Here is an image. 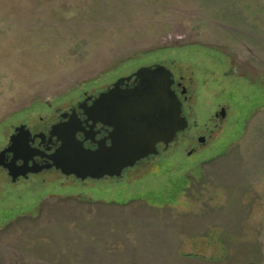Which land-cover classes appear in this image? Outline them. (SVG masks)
<instances>
[{
  "label": "rangeland",
  "instance_id": "rangeland-1",
  "mask_svg": "<svg viewBox=\"0 0 264 264\" xmlns=\"http://www.w3.org/2000/svg\"><path fill=\"white\" fill-rule=\"evenodd\" d=\"M153 64L188 129L118 180L0 174V264H264V0H0V143Z\"/></svg>",
  "mask_w": 264,
  "mask_h": 264
},
{
  "label": "water",
  "instance_id": "water-1",
  "mask_svg": "<svg viewBox=\"0 0 264 264\" xmlns=\"http://www.w3.org/2000/svg\"><path fill=\"white\" fill-rule=\"evenodd\" d=\"M134 77L135 86L123 90V83ZM174 85L173 73L161 64L142 67L132 77L118 80L112 89L99 94L86 110L89 121L113 128L110 137L112 145L100 144L96 150L87 149L84 142L77 139L81 128L77 130V125L72 126L69 136L65 134L61 138V149L51 157L54 166L64 175L80 181L121 178L126 170L136 167L150 156H157L159 144H164L168 149L178 135L189 127L184 105ZM219 115L226 117V111ZM23 130L24 127L19 128V134L12 139L13 146L0 153V168L9 170L13 183L53 167H30L32 156L24 158L20 154L23 148L18 151L15 146ZM28 134L31 135L30 132ZM205 141V138H200L201 144ZM8 152L14 153L11 165L4 163ZM20 160H24V164L18 166Z\"/></svg>",
  "mask_w": 264,
  "mask_h": 264
},
{
  "label": "flooded vegetation",
  "instance_id": "flooded-vegetation-1",
  "mask_svg": "<svg viewBox=\"0 0 264 264\" xmlns=\"http://www.w3.org/2000/svg\"><path fill=\"white\" fill-rule=\"evenodd\" d=\"M154 65L156 64L150 66H154ZM142 67H147V66H141L140 68ZM140 68H138L136 71L126 76L118 77L105 90L99 92L96 95H85L81 100L77 101L71 106H70V101L63 99L65 97H60V98L57 97L58 99L50 98L48 100L38 101L37 103L43 105V109H42L43 112L40 114L39 118L37 117L36 119H34L31 117L28 120L13 126V128L10 129L9 132L5 134L3 141H1L0 143V153L6 151L7 149L13 146L14 144V142H12L13 137L19 134L17 130L21 127H24V130L22 132L23 133L22 137L19 140H17L15 143V146L17 147L18 151H21L20 148L21 149L23 148L22 149L23 151L20 154L24 158H27L30 155L32 156L30 160V167L33 166L36 168H44V167L46 168V166H53V167L50 169H44L42 172L38 174H31L26 179L20 178L16 183L12 182L9 176L10 175L9 170L1 167L0 174H4L6 176L7 181L13 184H17L21 181H28L31 179V177L46 172H53L59 175L60 178L65 180H70V178H73L74 180H78L74 177L64 175L61 170H58L54 166V161L51 159V157L54 156L56 152L60 150L63 145V142L61 140L62 136H64L65 134H68L69 136L70 127L72 126L75 127L77 125V130L79 128H81L82 130L77 133V139L79 141L84 142V145L87 149L96 150L100 144L111 146L112 140L110 137L111 134L113 133V128L103 123L94 124L93 121H89L88 116L86 115V110L92 106L94 100L96 99V97L99 96V94L105 93L108 90L112 89L113 85L118 80L122 78L132 77ZM135 81H136L135 77L130 81L126 80L125 83H123V85L121 86V88L123 90L132 89L136 84ZM173 88L177 94H178V89L182 88L183 91H185L184 88L182 87L181 82L177 83L176 79ZM178 97L180 99L179 94ZM221 112L216 114L215 119H219L222 122L225 119V117L223 118L219 115ZM78 124H80L79 125L80 127L78 126ZM28 132H30L31 135H29ZM169 148L167 149L164 144H159L158 145L159 154L157 156H150L148 159L141 161L140 163H138L136 167H138L142 162L146 160L155 159L156 157H161V155H163L165 151L169 150ZM13 157H14V153L8 152L5 156L4 163L7 165H11V161ZM23 164H24V160H20L17 163L18 166H21ZM129 170L131 169L126 170L121 178H106V179H112V180L122 179Z\"/></svg>",
  "mask_w": 264,
  "mask_h": 264
}]
</instances>
